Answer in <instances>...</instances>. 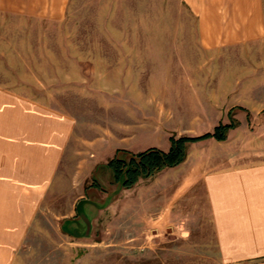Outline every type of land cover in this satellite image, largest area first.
I'll return each mask as SVG.
<instances>
[{"label": "crops", "instance_id": "0c3cea01", "mask_svg": "<svg viewBox=\"0 0 264 264\" xmlns=\"http://www.w3.org/2000/svg\"><path fill=\"white\" fill-rule=\"evenodd\" d=\"M63 1L0 0V14L30 16L59 24L65 20ZM113 4L111 8L108 4L100 5L98 18L186 19L187 36L176 38L186 37L190 45L156 49L149 45L153 32L132 30V41L137 39L143 45L136 42L132 46L84 50V58L78 57L71 70L75 77L68 80L69 85L113 91L126 87L153 90L178 81L187 82V66L196 65L202 56H216L218 60L264 42V0H113ZM145 97L141 98L142 102H154L153 97ZM218 101L217 96L212 97L211 102ZM131 108L129 111L125 108V115L130 120L132 115L138 118L135 115L139 112ZM227 111L231 115L234 106ZM238 117L239 123L228 131L226 140L211 137L205 140L207 151L200 142H197V147H201L198 153L187 150L186 159L173 166L178 171L164 176L158 197L165 198L164 192L172 190L167 198L177 199L194 186H202L222 261L264 264V124H260L263 127L255 134H246L248 117L245 120ZM139 118L144 119L141 124L146 129H155L149 115L142 114ZM81 127L78 118L70 112L0 84V264L16 260L15 252L26 245L30 231L46 229L40 226L51 220L57 222L56 230L67 240L86 244L112 217L109 211L121 206L119 199L129 188L115 180L110 167L108 188L97 179L88 183L93 168L87 157V143L80 141ZM160 130L164 137L171 138L168 124L163 123ZM132 142L118 149L138 153L157 147L168 151L158 145L132 147ZM167 144L171 146L170 139ZM247 144L248 149L242 150L245 155L236 150ZM251 151L256 152L251 154ZM168 168L172 167L156 175ZM70 174L73 181L69 180ZM172 175L174 180H170ZM171 213L170 209L165 211L156 221L151 214V227L169 226Z\"/></svg>", "mask_w": 264, "mask_h": 264}, {"label": "rangeland", "instance_id": "374dc122", "mask_svg": "<svg viewBox=\"0 0 264 264\" xmlns=\"http://www.w3.org/2000/svg\"><path fill=\"white\" fill-rule=\"evenodd\" d=\"M63 4L65 20L59 24L30 19L33 18L30 16L0 14V84L15 87L45 105L78 118L82 125L80 141L87 143V157L93 168V177L88 183L97 179L108 188L109 161L121 149L118 147L133 140L132 147L158 145L169 150L170 138L164 137L160 130L163 123L168 124L175 137L200 136L199 132L206 129L213 132L216 122L238 124V116L244 120L248 117L246 134L253 135L263 127L260 124H264V42L220 55L218 60L216 56H202L196 65L187 66V82L178 81L153 90L126 87L113 91L112 88L69 85L68 80L75 77L71 70L78 57L84 58V50L132 46L136 42L143 45L137 39L132 41V30L153 32L149 45L156 49L185 47L190 45V40L176 38L187 36L186 19L98 18L102 6L108 4L111 8L113 0H64ZM146 95L153 97L154 102H142L141 98ZM214 96L218 102H211ZM231 106L234 111L229 115L227 110ZM131 107L139 112L135 115L138 118L149 115L155 129H146L141 124L142 118L132 115L130 120L125 108L129 111ZM258 110L260 114L256 113ZM123 123L130 124L122 127ZM207 139L189 142L187 150L192 154L198 153L201 147L207 151ZM197 142L201 147H197ZM238 149L245 155L242 150L248 149V144ZM176 168L140 177L119 199L121 206L109 211L112 217L86 244L67 240L56 230L58 224L54 220L41 226L37 224L46 229L30 231L26 245L16 250V260L11 264H225L216 244L202 186H194L177 199L167 198L172 190L164 192L165 198L158 197L164 176L170 171L177 172L179 168ZM70 175L69 180L73 181ZM173 178L172 175L170 180ZM169 209L170 225L151 227L149 220L153 217L156 221Z\"/></svg>", "mask_w": 264, "mask_h": 264}, {"label": "trees", "instance_id": "16d2710c", "mask_svg": "<svg viewBox=\"0 0 264 264\" xmlns=\"http://www.w3.org/2000/svg\"><path fill=\"white\" fill-rule=\"evenodd\" d=\"M235 126L236 124L233 122L221 123L215 127L213 132L200 136H171V147L168 151L157 147H151L138 153L120 149L108 165L114 173L115 180L120 181L125 188H131L140 177H149L166 167H173L182 163L186 159L189 142L211 137L226 140L229 129ZM126 154H129L130 157L126 158Z\"/></svg>", "mask_w": 264, "mask_h": 264}]
</instances>
